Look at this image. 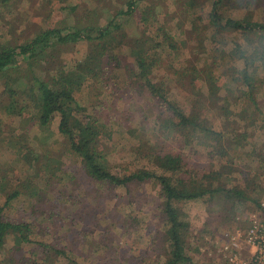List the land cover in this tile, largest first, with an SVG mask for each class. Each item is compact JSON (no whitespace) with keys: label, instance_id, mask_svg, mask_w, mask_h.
<instances>
[{"label":"rangeland","instance_id":"1","mask_svg":"<svg viewBox=\"0 0 264 264\" xmlns=\"http://www.w3.org/2000/svg\"><path fill=\"white\" fill-rule=\"evenodd\" d=\"M212 1L139 0L127 13L125 0H0V49L26 43L48 26L64 33L76 28L77 19L81 25L104 26L111 18L119 24L110 26L107 40L57 42L44 57L30 60L25 94L17 98L18 106L27 101L22 114L8 110L12 98L0 77V184L6 185L0 207L5 218L30 223L31 239L18 248L8 236L0 264H164L158 183L116 186L92 179L59 132V115L47 127L38 124L32 76L68 73L79 82L73 92L79 117L105 126L99 145L112 173L163 174L148 155L154 147L181 157L174 178L199 185L207 172L220 170L227 187L246 179L253 196L264 197V32L218 29ZM219 8L220 18L264 23V0H222ZM141 48L148 52V77L167 99L187 114L197 112L218 137L173 128L176 117L170 120L166 104L138 76ZM16 190L21 193L4 206ZM206 197L177 203L190 224L187 252L196 264H229L216 237L224 226L245 229L249 214L243 205L237 220L222 224L217 212L207 218ZM246 207L256 205L247 201ZM207 224L221 227L208 232Z\"/></svg>","mask_w":264,"mask_h":264},{"label":"trees","instance_id":"2","mask_svg":"<svg viewBox=\"0 0 264 264\" xmlns=\"http://www.w3.org/2000/svg\"><path fill=\"white\" fill-rule=\"evenodd\" d=\"M126 12L135 9L139 0H125ZM250 1V0H247ZM222 0L212 1V23L218 29H240L246 31L264 32V23L233 20L230 18H220L217 13L221 6ZM123 11H120L122 13ZM80 19L75 23L76 28H72L66 32H62L54 25L48 26L47 29L39 32L30 41L16 45L7 46L0 49V77L3 80L5 90L12 98V102L7 105L10 112L22 114L27 101H24L21 106H18V95H23L21 87L23 78L26 75L27 66L30 65V60L39 59L44 57L47 49L54 43L73 42L78 39L85 38L92 40L94 38L107 40L111 36L110 26L119 27V24H113L114 20L111 18L104 26L96 24H80ZM98 45H101L98 43ZM145 48H148L147 46ZM141 48L139 57L136 63L139 69L138 76L143 81L148 91L156 96V99L162 104H166L167 109L170 111V120L176 117L177 122H171L174 129L178 130L180 134L184 135L186 131L192 130L202 131L205 136L210 134L218 137V135L211 131L210 126L206 125L203 120L197 115V112L192 110L189 114L178 106L176 103L169 101L163 93V89L157 86L156 83L148 77L151 70V65L145 59V54L148 53L147 49ZM243 59H247L248 55L242 53ZM24 61V65H21ZM152 64V63H151ZM247 64V61L245 62ZM31 73V71H30ZM58 77L51 76L47 79L32 76L33 86L31 88L32 98L36 96L37 101V122L42 127H47L51 122L53 116L59 115L58 130L66 138L69 148L82 159V164L88 175L95 180L111 183L112 185H125L129 181L143 182L145 180H154L159 185V192L162 197V213L165 223V244L164 264H196L187 252V245L185 241V233L189 229V221L185 218V214L177 203L187 200L206 197L208 206L206 212L208 217L211 218L214 213H219L218 217L222 224H227L228 221L237 220L238 211L243 210L245 205V213L249 216L252 213H264V208L261 203L264 199L263 195L260 198L257 194L253 196V189L246 179L238 180V185L227 187L221 181L220 170H211L203 175V179L199 185L188 184L187 179L181 176L174 178V175L179 172L183 166L182 159L179 155L171 153L162 154L160 151L155 152L154 147H150L149 156L154 160L155 164L165 170L162 174H157L149 169H138L130 173L115 174L112 173L108 167L107 161L101 151L99 141L103 133V124H100L97 119L92 117H79V112L82 108L78 105L73 92L79 86V82L68 73H59ZM245 82L249 84L248 77L244 75ZM25 87V86H24ZM34 100V99H33ZM166 129L163 127V130ZM193 133V132H192ZM191 133V134H192ZM220 137V135H219ZM245 138V136H244ZM214 140H219L216 138ZM231 145V142H228ZM219 146L223 148L221 142ZM216 148V145H215ZM226 149H221L220 153H225ZM6 185L0 184V190H5ZM21 192L14 191L6 199L4 206L10 204L12 198L18 196ZM247 201L252 207H246ZM3 207H0V249L4 248L8 236L13 237L16 247L20 248L24 243L31 241L28 232L30 231L28 222H17V220L7 219L2 215ZM250 212V213H249ZM246 222L248 225V218ZM227 221V222H226ZM212 224V223H211ZM220 225V224H219ZM218 224L216 226H219ZM216 226L207 224L205 230L208 232H215ZM221 227V225H220ZM247 227V226H246ZM224 226V230H227ZM222 231V232H223ZM221 232V233H222ZM221 234L216 238L219 239ZM217 240V239H216ZM42 247L50 248L47 244H41ZM62 253V252H61ZM67 256V255H66Z\"/></svg>","mask_w":264,"mask_h":264},{"label":"built area","instance_id":"3","mask_svg":"<svg viewBox=\"0 0 264 264\" xmlns=\"http://www.w3.org/2000/svg\"><path fill=\"white\" fill-rule=\"evenodd\" d=\"M261 205L264 208V199ZM217 251L229 264H264V213L249 216L245 229L223 231Z\"/></svg>","mask_w":264,"mask_h":264},{"label":"crops","instance_id":"4","mask_svg":"<svg viewBox=\"0 0 264 264\" xmlns=\"http://www.w3.org/2000/svg\"><path fill=\"white\" fill-rule=\"evenodd\" d=\"M256 213V212H255Z\"/></svg>","mask_w":264,"mask_h":264}]
</instances>
